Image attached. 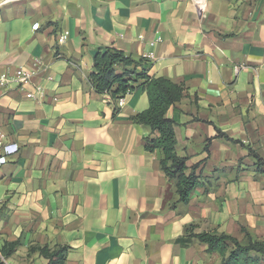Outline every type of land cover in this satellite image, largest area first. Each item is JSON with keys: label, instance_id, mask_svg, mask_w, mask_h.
Segmentation results:
<instances>
[{"label": "crops", "instance_id": "0c3cea01", "mask_svg": "<svg viewBox=\"0 0 264 264\" xmlns=\"http://www.w3.org/2000/svg\"><path fill=\"white\" fill-rule=\"evenodd\" d=\"M106 47L187 88L167 116L201 180L188 202L133 120L147 92L118 107L93 87ZM20 68L32 83L0 91V247L19 240L4 264H48L38 245H67L65 264H220L181 243L192 224L264 239V0H0V74Z\"/></svg>", "mask_w": 264, "mask_h": 264}, {"label": "trees", "instance_id": "16d2710c", "mask_svg": "<svg viewBox=\"0 0 264 264\" xmlns=\"http://www.w3.org/2000/svg\"><path fill=\"white\" fill-rule=\"evenodd\" d=\"M147 64L146 58L135 59L120 49L106 47L95 55L90 81L97 92L109 93L114 100L125 97L139 87L147 92L150 106L134 115L133 120L150 125L157 133L146 138V149L161 151L163 170L177 182V202L186 203L201 180L194 171L187 173L186 158L177 154L175 121L167 116V111L185 96L187 88L182 83L151 75ZM119 68L122 72H118ZM256 157L258 166H264V160L258 155ZM195 228L194 224L187 226L181 239L183 245L195 241L207 244L209 251H217L222 255L220 264H264V239L253 238L246 228H243V239L219 231L197 233ZM18 245L19 240L6 242L0 247V254L9 257ZM31 251H38L48 258V264H65L69 247L38 245L32 246ZM0 264H4L1 258Z\"/></svg>", "mask_w": 264, "mask_h": 264}, {"label": "built area", "instance_id": "2783aa9c", "mask_svg": "<svg viewBox=\"0 0 264 264\" xmlns=\"http://www.w3.org/2000/svg\"><path fill=\"white\" fill-rule=\"evenodd\" d=\"M204 4V0H197V5L198 7H202V5ZM202 11V10H201ZM67 38V34L65 33H61L59 36V40L61 42H63L65 39ZM146 59L147 57H149V55H145L144 56ZM41 61L40 59H36L35 65H40ZM242 66H238L237 67V71L241 68ZM34 72L24 69V68H20L18 69L15 74H10V73H1L0 74V91H6L8 89V87H10L11 85L15 84L17 87L19 88H25L27 85L32 83V78H33ZM43 94V90L41 88H36V91H30L27 93V96L29 98H33L35 97V94ZM124 104V97H120L116 100V105L118 107L123 106ZM13 145H4L3 149L5 154H11L15 151H17L18 147H13L10 148ZM0 258L3 260L5 259L4 256H2L0 254Z\"/></svg>", "mask_w": 264, "mask_h": 264}]
</instances>
